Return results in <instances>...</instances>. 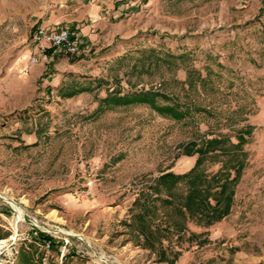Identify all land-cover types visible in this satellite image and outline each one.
Here are the masks:
<instances>
[{"label": "rangeland", "instance_id": "obj_1", "mask_svg": "<svg viewBox=\"0 0 264 264\" xmlns=\"http://www.w3.org/2000/svg\"><path fill=\"white\" fill-rule=\"evenodd\" d=\"M124 1L108 45L93 50L66 25L76 55L33 46L44 67L29 104L0 111V264H264V0ZM140 91L192 111L176 120L110 101ZM213 138L222 143L203 156L207 177L233 178L235 154L242 163L229 211L207 226L187 220L181 240H162L160 261L125 226L131 203L156 195L159 175L193 167L185 145Z\"/></svg>", "mask_w": 264, "mask_h": 264}, {"label": "trees", "instance_id": "obj_2", "mask_svg": "<svg viewBox=\"0 0 264 264\" xmlns=\"http://www.w3.org/2000/svg\"><path fill=\"white\" fill-rule=\"evenodd\" d=\"M150 51L156 54V60H161L162 57L160 58L158 51L154 49ZM185 55L187 53L179 55L166 53L163 59H165L164 61L169 60L167 58L175 60ZM148 61V66H150L153 61L151 58ZM112 95L118 94H108L102 98V101L109 102L108 97ZM157 97L163 98L166 103L158 104L156 101ZM110 101L115 105L146 102L154 111L162 115H170L176 120L187 117L192 111V108L188 107V105L185 107L181 106L172 95L157 91H140L122 94L112 97ZM249 133L250 127H245L240 130L238 135L239 140L235 145L244 143L246 140L245 135ZM221 143L222 140L213 138L206 140L204 144L197 148L195 147V142L185 145L183 147L184 154L189 155L195 152L198 154L193 167L181 174L165 172L159 175L156 181H154V184L149 187L157 194L153 196L147 192H141L131 203L129 210L130 218L125 222V226L134 235L136 244L148 248L151 251H157L160 261L167 260V253L162 247V240L169 238L174 233H178L177 239L181 240L183 238L182 234H184L183 232L186 229L187 220H195L198 224L207 226L229 211L233 194V189L230 185L237 179V174L242 167V163H238V154L232 157L238 158L234 163L235 165L233 164L237 169V173L231 179L227 178V174H223V170L221 171L222 173L217 172L211 177H207L199 169L203 156L221 147ZM221 179L223 180L219 184L218 182ZM225 181L228 182L226 183ZM181 184H184L183 189H181ZM210 196L214 198L213 203L208 200ZM139 236L140 240L138 239ZM196 238L197 236L195 234L188 237L190 241ZM39 239H43L42 236H39ZM170 264H173V262L171 261Z\"/></svg>", "mask_w": 264, "mask_h": 264}, {"label": "crops", "instance_id": "obj_3", "mask_svg": "<svg viewBox=\"0 0 264 264\" xmlns=\"http://www.w3.org/2000/svg\"><path fill=\"white\" fill-rule=\"evenodd\" d=\"M37 1L0 0V111L29 104L34 92L30 82L43 70L42 61L29 63L35 48L26 40L33 29L37 26L48 30L72 26L79 41L95 50L108 45L118 28H123V24L112 23L117 15L126 16L122 12L126 7L124 0ZM53 56L61 57L62 54H52L49 59Z\"/></svg>", "mask_w": 264, "mask_h": 264}, {"label": "built area", "instance_id": "obj_4", "mask_svg": "<svg viewBox=\"0 0 264 264\" xmlns=\"http://www.w3.org/2000/svg\"><path fill=\"white\" fill-rule=\"evenodd\" d=\"M31 43L37 51H42L44 48L52 47L66 56H74L78 53V46L72 39V32L66 27H60L55 30H48L41 26H37L31 36ZM29 62H37L34 55L29 56ZM47 247V243H45Z\"/></svg>", "mask_w": 264, "mask_h": 264}, {"label": "bare ground", "instance_id": "obj_5", "mask_svg": "<svg viewBox=\"0 0 264 264\" xmlns=\"http://www.w3.org/2000/svg\"><path fill=\"white\" fill-rule=\"evenodd\" d=\"M18 219H19V220L21 219V216H20V215L17 216V220H18ZM100 258H101V257H100Z\"/></svg>", "mask_w": 264, "mask_h": 264}]
</instances>
